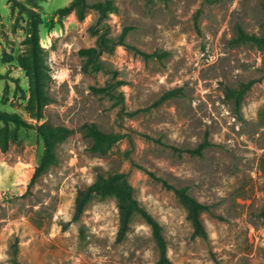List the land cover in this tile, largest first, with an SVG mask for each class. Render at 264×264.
Instances as JSON below:
<instances>
[{"label":"rangeland","instance_id":"rangeland-1","mask_svg":"<svg viewBox=\"0 0 264 264\" xmlns=\"http://www.w3.org/2000/svg\"><path fill=\"white\" fill-rule=\"evenodd\" d=\"M88 1L115 6L102 21L110 36L131 27L126 46L102 55L109 72H85L79 55L96 45L95 10L80 21L56 15L72 0H0V109L73 131L56 140L55 162L30 186L43 140L11 124L4 140L0 123V264H156L152 231L139 215L117 242L115 197L93 199L73 220L77 192L114 173L127 175L161 224L169 264H264V51L233 42L239 30L264 34L262 0ZM28 9L42 19L52 98L41 120L31 106ZM250 81L240 106L226 96ZM108 82L122 83L114 96L93 91ZM175 89L180 95L151 107ZM91 124L124 138L93 151L84 128ZM206 133L211 145L201 156L173 149L195 148ZM182 187L211 206L202 214L208 240L193 237L175 193Z\"/></svg>","mask_w":264,"mask_h":264},{"label":"trees","instance_id":"trees-1","mask_svg":"<svg viewBox=\"0 0 264 264\" xmlns=\"http://www.w3.org/2000/svg\"><path fill=\"white\" fill-rule=\"evenodd\" d=\"M95 10L99 17L97 21L89 27V32L96 36V45L89 48H84L79 51V55L83 58V70L89 73L109 72L102 60V55L106 52H112L117 46H126L125 40L131 30V27H125L121 34L114 38L108 33V26L102 21L107 17L109 11L115 9L111 1L107 2H89L88 0H72V2L65 7L56 11L59 17L67 16L75 13L77 18L82 21L85 19L86 13L89 10ZM262 10L264 15V0H262ZM30 16V35L32 46V66L31 74V106L37 119L43 118L45 107L52 101V98L47 90L49 74L47 66L45 65L46 51L40 45V25L42 24L41 17L33 10L28 9ZM235 44H249L264 51V34L250 35L242 30H239L235 39ZM150 57L159 56L156 53L146 55ZM3 75L0 74V79ZM252 81L241 85L239 89H227L226 96L233 98L238 106L241 100L246 95L247 91L252 85ZM120 82L116 84L107 83L103 87H93V91L97 94L102 93L107 96H114L113 92ZM181 90H170L157 99L151 107H157L165 101L180 95ZM121 96L122 95H118ZM150 108V107H149ZM146 108L144 110H147ZM141 110L135 111L136 114ZM0 123L4 125L2 130V137L6 140L9 133L8 126L11 124L17 128H32L35 129L43 140L44 150L40 159L39 165L36 167L34 174L30 181V186L33 185L37 179L43 175L46 169L56 160V140L69 136L73 131L64 126H53L48 122L32 125L28 120L15 112H8L0 109ZM89 137L93 140V151L106 153L117 142L124 138L121 134H108L98 129L94 124L85 125L84 127ZM211 145L206 133L204 140L192 149H182L173 147L175 151L180 154L187 153L193 156H201L206 148ZM178 200L186 210L187 219L193 228V237H199L203 240H208V232L202 220V214L210 213L211 206L204 204L194 198L188 192L187 187L175 189ZM98 197H115L117 201V208L119 211V230L117 234V242L125 240L130 231L131 223L136 215H139L143 221L150 227L152 236L156 247L158 249L159 260L156 264H169L167 241L163 235L161 224L139 203L134 195V188L129 183L125 173L114 174H99L97 179L84 189L77 192L75 199V210L73 220H79L84 213L87 205Z\"/></svg>","mask_w":264,"mask_h":264}]
</instances>
